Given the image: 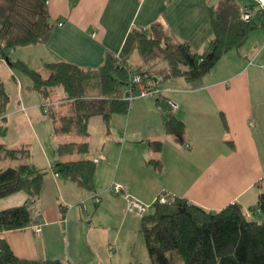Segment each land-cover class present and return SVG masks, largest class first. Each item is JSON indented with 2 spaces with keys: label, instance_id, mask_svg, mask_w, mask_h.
Here are the masks:
<instances>
[{
  "label": "crops",
  "instance_id": "1",
  "mask_svg": "<svg viewBox=\"0 0 264 264\" xmlns=\"http://www.w3.org/2000/svg\"><path fill=\"white\" fill-rule=\"evenodd\" d=\"M73 1L48 0L55 22L48 39L12 49H28L33 63L27 56L12 57L43 70L52 61L97 68L107 53L121 51L132 29H150L154 22L162 23L176 40L204 51L214 34L209 6H217L221 0ZM235 1L240 8L255 2ZM165 67L167 63H156L154 78L160 95L135 99L127 114L114 113L109 122L98 115L105 124L96 145L91 143L89 132L86 138L57 135L49 119L52 128L43 138L51 151L40 146L41 156L32 153L28 161L51 170L58 162L91 159L96 166L95 190H86L63 174L49 171L40 198L32 204L34 210L42 212V232L38 234L35 226H29L0 233L16 256L35 261L59 259L68 264H130L141 261L136 253L140 244L145 259L153 264L140 232L142 218L126 210L123 196L112 193L116 183L145 204H152L167 191L208 211H219L235 202L247 211L256 206L264 194V27L252 29L241 46L227 51L197 83L166 77ZM1 69L8 105L14 103L7 107L5 116L0 115V143L12 148L29 144L28 132L15 127L25 120L32 126V136L42 143L35 128V123L41 122L39 107L24 104L27 92H38L32 85L26 92L23 77L28 75H20L5 59ZM13 82L14 97L7 86ZM161 95L176 104L171 111L185 124L183 134L166 131L168 114L158 109L157 102ZM91 119L88 131L92 132ZM84 139L89 142L85 155L57 152L60 143ZM154 141L162 142L160 151ZM29 145L33 149L34 144ZM152 160H159L160 166ZM95 194L101 197L100 203H95ZM27 200L26 192H17L0 199V210ZM255 215L260 218V211Z\"/></svg>",
  "mask_w": 264,
  "mask_h": 264
},
{
  "label": "trees",
  "instance_id": "2",
  "mask_svg": "<svg viewBox=\"0 0 264 264\" xmlns=\"http://www.w3.org/2000/svg\"><path fill=\"white\" fill-rule=\"evenodd\" d=\"M246 5L255 10L250 20L242 17L245 5L240 8L235 0H221L217 6H209L214 34L209 48L204 51L176 40L162 23L154 22L150 29H132L121 51L107 53L99 67L84 68L65 61H52L45 64L48 70L45 77L41 70L25 60L13 58L11 49L48 39L55 24L49 14L48 0H0V59L27 74L32 80V89L42 96L44 102L53 104L52 91L62 87L66 93L62 99L73 106L67 114L57 116L51 113L54 131L57 135L86 138L91 117L100 115L109 122L114 113L127 114L130 111L135 99H125V95L139 92L138 85L132 81L136 72L141 73L145 82L154 81L158 88L153 79L157 72L149 73L131 63L129 58L134 51H138L145 63L154 58L166 61V77H183L190 83H197L227 51L241 46L252 29L264 27V9L253 2ZM0 98V108L5 114L10 99L1 79ZM157 102L158 106L170 111L164 124L166 131L183 134L185 124L173 115L170 100L161 95ZM222 118L227 128L224 115ZM153 145L157 151L162 149L161 141H154ZM57 152L85 155L89 152V142L84 139L60 143ZM30 157L31 152L25 146L12 148L0 143L1 161L7 158L20 161L17 165L0 168V199L20 191L28 194L25 203L0 210V233L41 223V218L35 217L32 204L40 198L45 177L51 170L86 190H95L96 166L93 160L80 158L58 162L48 170L28 161ZM151 162L160 166L159 160ZM151 208L153 210L142 218L140 232L153 264H264V194L249 211L237 202L219 211H208L181 197L172 203H153ZM257 211H260V218L255 215ZM0 264L68 263L59 259L35 261L19 258L9 243L0 238ZM130 264L144 263L135 261Z\"/></svg>",
  "mask_w": 264,
  "mask_h": 264
},
{
  "label": "rangeland",
  "instance_id": "3",
  "mask_svg": "<svg viewBox=\"0 0 264 264\" xmlns=\"http://www.w3.org/2000/svg\"><path fill=\"white\" fill-rule=\"evenodd\" d=\"M239 1L242 3V0H239ZM251 2H253V1H251ZM253 3H255V2H253ZM27 50L28 49H18L17 51H14L11 49V56H13V57H18L19 55L27 56V57H29L31 63H33V58H32L33 53L31 52L29 54ZM140 59L141 58L139 57V53L137 50L134 51V53L130 57V61L132 64H134L135 66H138L140 68H144L145 70H148L149 73H155L158 71V69L156 68L155 65L152 66V63L157 62V63H161V64H166V61H164V60L161 61L160 58H154L151 61H148L147 63L141 62ZM0 62H1L0 63V79L4 81V70L1 69V66L4 65V59L1 60ZM26 62H28V61H26ZM138 62H140V63H138ZM160 68L163 69L164 68L163 65ZM39 70H41L42 73L46 77L48 70H46V69L43 70L41 68H39ZM16 71L19 72L20 75L23 74L22 71H18V70H16ZM153 79L155 80V78H153ZM23 82L25 85V91L27 92L29 90V88H31V85H32L31 79L29 77H26V75H25V77H23ZM5 86H6V84H5ZM7 86H8V89L11 92H13V97H14V93L16 92L15 82H13L12 84H8ZM51 94H52L51 100L54 101L53 104H50L49 102H44V99L42 98V96L36 92H32L31 94H30V92H27V95H29V96L27 98H25V100H24V104L27 106L28 105L29 106L30 105L31 106L32 105H38V107H39V111H40L39 114H40L41 122L35 123V128L38 131V133L41 135L42 143H38V141H36V138L32 136V133H33L32 132V126H31L29 121L25 120V122L20 121L19 123L18 122L16 123L15 127L17 129H19V130L23 129L24 131L28 132V135H29L28 138H29V140H31V141H29L30 142L29 144H31V142H32V144H34L33 149H32V147H30L29 144H27L25 146L31 152V157L29 158V160L32 159V153L37 154V156L38 155L41 156L40 146L46 147L49 151H51L50 147H49L50 146L49 143L47 141H45V139L43 138L45 131L46 130L48 131V128H50V127L52 128V122H51V120H49L51 118L50 117L51 112H52V114H57V116H58V115H61L65 112L67 113L68 110H71V108L73 106L72 104H70V102H66L62 99V97H65V95H66L65 92L63 91V89L53 90ZM13 103H14V101H12L11 105H8L7 107L10 108L11 106H13ZM0 105H1V98H0ZM44 106L47 109L46 112L44 111V109H45V108H43ZM1 110H2V108H0V115L2 114L5 116V114ZM36 110L37 109L34 110L35 115H36ZM90 124H91L90 128L92 130V132L89 130V133L92 136L91 143L93 145H96L99 143V135H100L99 132L101 131V129L103 127L102 125L105 123H104L103 119L100 118V116H93L91 121H90ZM16 128H12V131L16 130ZM61 136L66 137V135H61ZM71 136H74V135H71ZM67 137H70V136H67ZM89 141H90V138H89ZM19 162L20 161H16V160L9 159V158L4 159L2 161L0 160V168H3V167L6 168L9 166H13L15 164H18ZM152 210H153L152 208H149V209H147V212L149 213ZM144 251H145V253H147L145 248H144ZM136 253L139 255V258L141 261L144 260L143 262L150 264V259L149 258L145 259L144 255L142 253L140 244H137V246H136ZM146 255H148V254H146Z\"/></svg>",
  "mask_w": 264,
  "mask_h": 264
},
{
  "label": "built area",
  "instance_id": "4",
  "mask_svg": "<svg viewBox=\"0 0 264 264\" xmlns=\"http://www.w3.org/2000/svg\"><path fill=\"white\" fill-rule=\"evenodd\" d=\"M255 3L257 5V7L259 8H263L264 9V0H255ZM255 10L254 8L245 5L242 9V17L246 20H250L253 16H254ZM132 81L134 82V84L138 85L139 87V92L136 94H128L129 92L126 93L125 95V99H129V100H133L136 99L138 97H142V96H155L159 93V89L156 88V84L154 83V81L147 80L146 82L142 79V75L139 72H136L133 77H132ZM171 107L173 110V108L176 106V104L173 101H170ZM158 109L160 111H163L167 114H169V110H164L163 108H161V106H158ZM23 110H25V108H23ZM97 161V160H96ZM111 191L114 195L116 196H123L125 201H126V210L129 213L135 214L138 217L143 218L144 216L147 215V209L151 208V205L153 203H160V204H167V203H172L176 200L177 196L175 194L169 193L167 191H163L161 192L156 199L154 200V202L152 204H145L143 202H141L140 200L136 199L135 197H133L131 194L127 193L124 191V186L122 184L116 183L112 185ZM93 199L95 201V203H100L101 202V197L98 194H95L93 196ZM42 216V212L39 210H35V217L40 219ZM41 223H38L35 226L36 232L38 234H40L42 232L41 229Z\"/></svg>",
  "mask_w": 264,
  "mask_h": 264
}]
</instances>
